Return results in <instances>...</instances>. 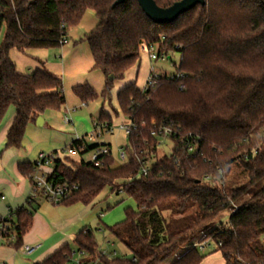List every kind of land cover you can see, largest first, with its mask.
I'll use <instances>...</instances> for the list:
<instances>
[{
  "label": "trees",
  "instance_id": "1",
  "mask_svg": "<svg viewBox=\"0 0 264 264\" xmlns=\"http://www.w3.org/2000/svg\"><path fill=\"white\" fill-rule=\"evenodd\" d=\"M114 1L0 0V124L8 109H15L6 148H20L31 122L65 104L60 78L40 70L20 74L10 50L59 47L68 40V29L92 9L98 24L84 40L106 85L100 95L89 85L75 87L74 93L85 103L102 97L99 123L113 125L121 116L133 121L125 146L129 161L115 165L112 157L85 159L99 143L68 162L72 166L66 162L72 157L55 151L50 178L78 187L61 204H92L109 187L123 190L134 207L109 228L130 257L102 256L86 228L74 241L76 249L103 264H163L230 210L227 223L209 232L210 252H220L225 264H264V0H206L168 25L150 20L137 0L112 8ZM177 1L155 0L162 8ZM143 44L156 45L167 60L179 53L178 71L174 77L160 75L149 89L136 80L124 82L115 93L119 110L111 107V114L104 105H111L115 83L125 81L141 61ZM165 126L177 136H172L171 153L159 156L158 138L151 132ZM189 139L197 140L194 152L186 148ZM142 160L152 163L147 175L140 174ZM19 170L31 178L34 164H21ZM35 203L11 209V229L2 244L22 247ZM189 209L188 221L178 226L174 216ZM12 234L15 241L9 240ZM71 252L65 245L37 264H67ZM204 256L192 246L170 264H200Z\"/></svg>",
  "mask_w": 264,
  "mask_h": 264
},
{
  "label": "crops",
  "instance_id": "2",
  "mask_svg": "<svg viewBox=\"0 0 264 264\" xmlns=\"http://www.w3.org/2000/svg\"><path fill=\"white\" fill-rule=\"evenodd\" d=\"M97 24L96 12L88 9L80 23L68 29V40L65 44L56 48H31L26 52L16 48L10 50V58L20 74L31 75L40 70L60 78L63 83L65 104L59 110H47L39 116L43 119L42 125L37 123L39 117L31 122L26 128L20 148H6L7 133L15 116V109L13 107L8 109L0 124V216L6 215L10 209L28 206L27 198L32 188L31 179L20 172L19 165L34 164L42 151L60 152L62 147L70 146L77 138L87 135L94 127V123L98 121L103 106L97 112L95 107L98 104L103 105L102 97L85 103L74 93L75 87L89 85L100 95L106 85L105 75L100 70L94 69V59L89 44L84 40L85 35ZM133 75L134 73L129 72L125 81L118 82V87L114 89L115 93L124 85V82L133 81ZM144 85L138 86L143 88ZM105 110L110 112V109L105 108ZM42 202L46 204L42 205ZM33 205L35 213L32 226L24 236L23 244H40V248L28 258L13 261L6 254V245L0 241V259L9 264L43 262L61 247L74 244L78 233L87 228L86 222L81 220L69 229L61 228L59 232L60 228L57 226L59 214L49 216L48 221L44 214L47 210L57 213L59 210L67 211L65 206L69 205L52 209L48 202L43 200ZM99 215L103 216V210L99 211ZM52 226H54L53 229ZM199 249L205 254L200 264H225L222 254L218 251L210 252V246L206 247L207 252H202L200 247ZM14 252L16 255H21L15 248Z\"/></svg>",
  "mask_w": 264,
  "mask_h": 264
},
{
  "label": "rangeland",
  "instance_id": "3",
  "mask_svg": "<svg viewBox=\"0 0 264 264\" xmlns=\"http://www.w3.org/2000/svg\"><path fill=\"white\" fill-rule=\"evenodd\" d=\"M4 37V28L0 31V43L2 42ZM157 49V46H156ZM180 62V54L175 52L172 54V60L168 59L166 61L162 60H153L151 61L148 57V55L142 51L141 49V61L133 67L130 72L134 73V80H136L137 85L143 86L147 80V77L149 76L152 68H154V71L152 74H158V75H174L177 73V67ZM118 82L115 83V88L118 87ZM93 103V102H92ZM92 105V104H91ZM103 105L98 104L95 107L96 112L99 111L102 108ZM106 109H110L111 107L119 110L116 94L114 91L113 99L111 102V105L109 103H106L104 105ZM11 108V107H10ZM63 108V106L61 107ZM112 114V112H110ZM121 114H118V116ZM122 121H125V119L119 117L118 119H113V125L116 126L120 124ZM96 123V122H95ZM94 127L90 129V131L87 133L89 135L93 131ZM85 135V136H87ZM94 143L99 144H110L111 145V156L114 159L115 165H120L121 161L119 159L120 149L128 144V138L127 136L119 129L115 130L114 133H103L102 136L97 137L94 141ZM64 146L63 149L68 147ZM173 144L170 140H164L161 143V146L159 147V156H162L164 154H170L172 150ZM61 148V149H62ZM59 150L62 152V150ZM91 156V152L85 153L83 156L85 159ZM65 158V156H63ZM78 157H72L68 160L66 159V162L68 165L72 166L69 163L78 161ZM69 162V163H68ZM121 182V181H120ZM116 188L114 192H111L109 187H106L95 199L94 203L85 205L82 203H75L69 206H65L67 211H60L53 212L50 210H47V212L44 214L47 218V221L49 219V216H55L59 214L60 219L57 222V226L60 228L59 232L62 229H65L68 227V229L75 225L78 221L86 222V226L88 230L92 232V234L95 237V240L99 246V248L102 251H105L107 256L109 255H115L117 257H130V252L125 247V245L117 240L110 232L109 228L114 226L115 224L121 222L125 218V210L128 207H134V203L131 198H129L123 190H119ZM46 204L45 202H42V205ZM49 207L53 208H61L64 207L62 205L65 204H59L55 205L52 203H49ZM48 206V205H47ZM103 210V216L100 217L99 211ZM193 209H189L185 212V215H176L174 218L178 220V226L185 224L188 219L187 216H189L192 213ZM35 212H33L34 215ZM230 214V210L224 211L212 224V226L205 231H199L196 234V237L190 241L189 243H185L182 246L179 247V249L171 255L163 264H170L175 260L178 256L185 253L187 250H189L192 246H197L202 249V252L206 251V247L209 246L210 243V236L209 232L214 230L215 228L219 227L221 224L225 225L228 221V217ZM167 218H170L169 212H164L163 214ZM54 226H52V229ZM56 230V229H55ZM24 239V237H23ZM262 242L264 243V235L262 236ZM198 244V245H197ZM71 249H76L75 245L73 243L70 244ZM101 251V254H102ZM6 254L12 258V260L19 261L22 258H28L29 256L25 255H16L14 252V248H10L6 246ZM1 256V255H0ZM7 260V259H6Z\"/></svg>",
  "mask_w": 264,
  "mask_h": 264
},
{
  "label": "built area",
  "instance_id": "4",
  "mask_svg": "<svg viewBox=\"0 0 264 264\" xmlns=\"http://www.w3.org/2000/svg\"><path fill=\"white\" fill-rule=\"evenodd\" d=\"M67 41L63 40L61 43L65 44ZM142 51H144L151 61L153 60H162L166 61L167 56L161 55L159 56L158 51L156 49V45L153 44H143L141 47ZM154 68H152L149 76L144 85V89H149L154 87L158 82L160 75L152 74ZM169 77H174V75H168ZM181 75H178L177 78H180ZM135 125L132 120H126L125 122L119 125H109L107 123H94L93 131L84 137H79L76 139L78 142L77 145H70L59 152V156H69V157H81V152L88 151L89 146L94 143L97 137L103 135V133H114L115 130H121L127 137L133 132ZM153 136L158 138V148L161 146L162 141L170 140L173 144V137L177 136V133L173 131L171 127H160L158 130L155 129L151 132ZM174 145V144H173ZM197 147V140L189 139L186 142V148L189 152H194ZM91 156L87 159L90 161H97L99 157H112L111 149L109 146L101 144L100 146L90 150ZM56 159V155L54 152H46L42 151L38 154V157L34 163V172L31 175V193L27 198V203L38 202L40 200L59 205L63 203L66 199H68L73 192L78 188L76 185H69L67 182L63 181H55L50 178V175L53 173V165ZM119 159L121 164H125L129 161V155L127 150L124 147L120 149ZM120 164V165H121ZM152 163L150 160H142V165L140 169V174L147 175L151 170ZM4 198V197H2ZM11 209L4 216H0V241L6 239V234L11 229ZM10 241H15L16 236L12 234L9 237ZM198 245V244H197ZM40 248V244H23L20 249H17V252L21 255L30 256L35 251ZM102 256H106L105 251H102ZM0 264H9L8 262L0 259ZM67 264H103L101 259L92 260L88 252L85 250L73 249L71 252V257Z\"/></svg>",
  "mask_w": 264,
  "mask_h": 264
},
{
  "label": "water",
  "instance_id": "5",
  "mask_svg": "<svg viewBox=\"0 0 264 264\" xmlns=\"http://www.w3.org/2000/svg\"><path fill=\"white\" fill-rule=\"evenodd\" d=\"M126 0H116L112 4V8L124 3ZM139 6L145 13V15L152 20L154 23L159 25H168L174 22L180 15L193 9L197 4L205 5L206 0H180L175 2L173 5L167 8H162L157 5L155 0H137ZM110 76V79H113ZM39 125L43 124L42 117L37 120Z\"/></svg>",
  "mask_w": 264,
  "mask_h": 264
}]
</instances>
